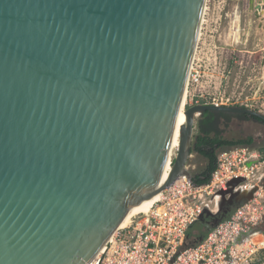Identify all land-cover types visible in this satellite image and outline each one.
<instances>
[{
  "label": "water",
  "instance_id": "obj_1",
  "mask_svg": "<svg viewBox=\"0 0 264 264\" xmlns=\"http://www.w3.org/2000/svg\"><path fill=\"white\" fill-rule=\"evenodd\" d=\"M206 1L0 0V264H88L133 205L193 181L198 116L264 121L242 106L185 105L161 181ZM249 9L264 20V0ZM242 180L200 215L210 229L226 202L252 198L234 190Z\"/></svg>",
  "mask_w": 264,
  "mask_h": 264
},
{
  "label": "built area",
  "instance_id": "obj_2",
  "mask_svg": "<svg viewBox=\"0 0 264 264\" xmlns=\"http://www.w3.org/2000/svg\"><path fill=\"white\" fill-rule=\"evenodd\" d=\"M206 9L186 86L187 106L238 104L255 109L258 101L264 106V100L254 96L264 73L262 60L259 66L252 63L253 72H259L245 81L249 93L244 91L247 86L243 92H228L230 71L221 67L226 49L214 39L213 45H200ZM259 93L264 98V85ZM240 177L244 180L234 190H253L252 198L238 204L202 241L183 247L189 226L205 209L216 212L221 191ZM130 220L88 264H264V151L246 145L218 151L216 168L207 182L197 184L182 176L159 194L149 212Z\"/></svg>",
  "mask_w": 264,
  "mask_h": 264
},
{
  "label": "rangeland",
  "instance_id": "obj_3",
  "mask_svg": "<svg viewBox=\"0 0 264 264\" xmlns=\"http://www.w3.org/2000/svg\"><path fill=\"white\" fill-rule=\"evenodd\" d=\"M247 5L248 14L251 10L249 9V0H207V13L205 14L206 21L204 22V34L202 35L200 45H213V39L216 43L226 50L223 53L222 57V66H226V69L230 71L229 74V83L227 90L228 92H243V87L245 88V92L248 91L249 86L245 85V81L249 79L251 74H257L259 70L254 71L251 69L253 59L248 58L247 53H244L242 50L248 49L249 45H235L234 41L237 39L238 43L241 42L240 39L242 35V28L244 23V13ZM237 10H242L241 21L239 22V26L236 23V14ZM251 14V13H250ZM253 16L249 15L248 20L250 22V18ZM247 27V33L249 29H251V25ZM220 25V26H219ZM229 25H231L229 27ZM236 25V27H235ZM219 28V29H218ZM230 28V30H228ZM218 30V31H217ZM251 31V30H250ZM229 32L231 33L229 36ZM261 46H256V48H260ZM236 49V50H234ZM257 66H259L260 60L262 59V53H259L257 56ZM246 61L248 62L247 64ZM248 91L247 93H249ZM186 101V96H185ZM184 101V103H185ZM258 107H255L254 110L260 111L264 115V106H261V101H258ZM256 104V103H255ZM185 105H187L185 103ZM237 105L238 104H231ZM185 107V106H184ZM244 107V106H243ZM200 117V116H198ZM199 118H197L198 121ZM222 127L224 128V136L228 139L247 137L252 135L255 139L253 146L251 148L257 149L261 146H264V123L257 121L255 119H246V118H238L234 117L231 119H223ZM197 132V124L195 128V134ZM177 154V153H176ZM175 155L171 158L173 163ZM208 160L199 154L196 151H192L191 157L188 161L189 169L195 174V172L200 173L205 170L207 166ZM264 227V226H263Z\"/></svg>",
  "mask_w": 264,
  "mask_h": 264
},
{
  "label": "trees",
  "instance_id": "obj_4",
  "mask_svg": "<svg viewBox=\"0 0 264 264\" xmlns=\"http://www.w3.org/2000/svg\"><path fill=\"white\" fill-rule=\"evenodd\" d=\"M234 117L255 119L264 123V121L259 117L251 114H236L210 110L203 112L197 121V132L195 134V145L193 150L204 156L208 160V163L205 170L194 175L193 181L195 183L202 184L210 179L213 170L216 168L218 151L235 146H253L255 139L252 135L234 139H228L224 136L222 120ZM257 149L264 151V146ZM233 210L234 209L225 215L223 219L228 218L232 214ZM208 219H211V217H206L204 221L202 219H198L189 226L183 247L195 245L196 242L194 241V238L199 234H202L203 237L206 236L210 230V227L206 222ZM261 226L264 228V222Z\"/></svg>",
  "mask_w": 264,
  "mask_h": 264
},
{
  "label": "crops",
  "instance_id": "obj_5",
  "mask_svg": "<svg viewBox=\"0 0 264 264\" xmlns=\"http://www.w3.org/2000/svg\"><path fill=\"white\" fill-rule=\"evenodd\" d=\"M247 10V5H246V8H245V13H244V23H243V28H242V35H241V42L238 43L237 39H235V45H249L248 46V49L246 50H242L244 53H247V57L250 59V58H254L253 60L255 62H257V58L256 56L259 54V53H262V61L264 60V20H261L260 18H257V17H254L253 16V21H252V27H251V31H249L247 33V27H248V16L250 15V13L248 14V11ZM250 10V9H248ZM253 12V11H252ZM236 23L238 25V21L236 20ZM236 27V25H235ZM231 33L229 32V35ZM256 46H261L260 48H256ZM236 50V49H234ZM262 65V64H261ZM262 69L264 71V67L262 66ZM259 82V81H258ZM264 85V73H263V76L261 77V80L260 82L258 83V88L257 90L255 91V99H263L262 94L259 93V90L262 88V86Z\"/></svg>",
  "mask_w": 264,
  "mask_h": 264
},
{
  "label": "bare ground",
  "instance_id": "obj_6",
  "mask_svg": "<svg viewBox=\"0 0 264 264\" xmlns=\"http://www.w3.org/2000/svg\"><path fill=\"white\" fill-rule=\"evenodd\" d=\"M184 101H185V97H184ZM184 101H183V107H182V109L180 111V114L178 116L177 125H176V129H175V132H174L173 141H172L171 149H170V159H169V161H168V163L166 165V169H165V172H164L163 177H162V180H161L162 182L165 179H167V177H168V174H169V171H170L171 165H172L171 158L173 157V155H175L177 153L178 148H179V145H180L181 129H182V125L186 121V117H185V113H184V106H185V103H186L187 99H186L185 103H184ZM158 196L159 195L155 196L152 199L144 200V201H141V202L133 205V207L131 208V210L127 214L125 220L120 225V227H127L130 224V222H131L130 219L132 217H134L135 215H137L139 213L149 212L151 206L158 199ZM108 242L104 246H106L108 244Z\"/></svg>",
  "mask_w": 264,
  "mask_h": 264
},
{
  "label": "flooded vegetation",
  "instance_id": "obj_7",
  "mask_svg": "<svg viewBox=\"0 0 264 264\" xmlns=\"http://www.w3.org/2000/svg\"><path fill=\"white\" fill-rule=\"evenodd\" d=\"M231 25H229L230 27ZM228 30H230V28H228ZM230 36V35H229ZM196 174H199L197 172H195L194 175ZM238 204H240V201L239 200H234V203H230V202H226L224 205H223V209L221 210V215L220 216H223L224 214L227 215L228 211H230L231 209H234ZM227 210V212H225Z\"/></svg>",
  "mask_w": 264,
  "mask_h": 264
}]
</instances>
